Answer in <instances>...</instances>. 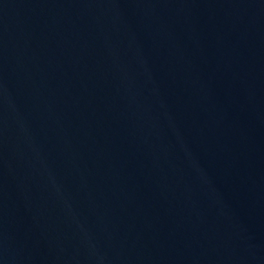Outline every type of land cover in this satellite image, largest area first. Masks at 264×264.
<instances>
[{"label":"water","instance_id":"water-1","mask_svg":"<svg viewBox=\"0 0 264 264\" xmlns=\"http://www.w3.org/2000/svg\"><path fill=\"white\" fill-rule=\"evenodd\" d=\"M0 264H264V0H0Z\"/></svg>","mask_w":264,"mask_h":264}]
</instances>
